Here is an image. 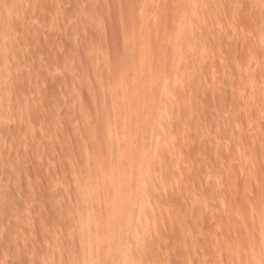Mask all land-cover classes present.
Returning a JSON list of instances; mask_svg holds the SVG:
<instances>
[{"label": "rangeland", "instance_id": "obj_1", "mask_svg": "<svg viewBox=\"0 0 264 264\" xmlns=\"http://www.w3.org/2000/svg\"><path fill=\"white\" fill-rule=\"evenodd\" d=\"M0 264H264V0H0Z\"/></svg>", "mask_w": 264, "mask_h": 264}, {"label": "bare ground", "instance_id": "obj_2", "mask_svg": "<svg viewBox=\"0 0 264 264\" xmlns=\"http://www.w3.org/2000/svg\"><path fill=\"white\" fill-rule=\"evenodd\" d=\"M148 89V88H147ZM139 90V89H138ZM116 219V218H115Z\"/></svg>", "mask_w": 264, "mask_h": 264}]
</instances>
